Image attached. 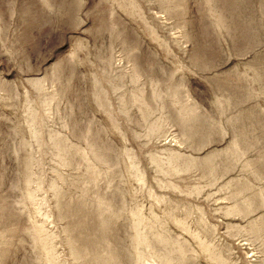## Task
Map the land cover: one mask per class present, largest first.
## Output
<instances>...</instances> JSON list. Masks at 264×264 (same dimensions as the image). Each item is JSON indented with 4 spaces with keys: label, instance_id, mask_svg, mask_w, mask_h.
<instances>
[{
    "label": "rangeland",
    "instance_id": "1",
    "mask_svg": "<svg viewBox=\"0 0 264 264\" xmlns=\"http://www.w3.org/2000/svg\"><path fill=\"white\" fill-rule=\"evenodd\" d=\"M0 264H264V0H0Z\"/></svg>",
    "mask_w": 264,
    "mask_h": 264
}]
</instances>
